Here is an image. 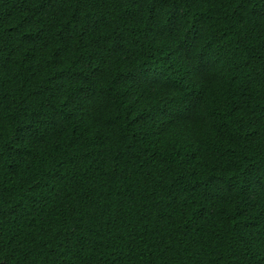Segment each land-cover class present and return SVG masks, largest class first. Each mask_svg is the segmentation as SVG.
Returning <instances> with one entry per match:
<instances>
[{
  "label": "trees",
  "instance_id": "obj_1",
  "mask_svg": "<svg viewBox=\"0 0 264 264\" xmlns=\"http://www.w3.org/2000/svg\"><path fill=\"white\" fill-rule=\"evenodd\" d=\"M0 264H264V0H0Z\"/></svg>",
  "mask_w": 264,
  "mask_h": 264
}]
</instances>
